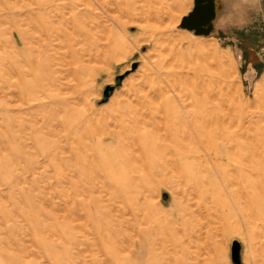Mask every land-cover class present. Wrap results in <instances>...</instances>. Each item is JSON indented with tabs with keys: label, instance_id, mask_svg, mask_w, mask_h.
<instances>
[{
	"label": "rangeland",
	"instance_id": "rangeland-1",
	"mask_svg": "<svg viewBox=\"0 0 264 264\" xmlns=\"http://www.w3.org/2000/svg\"><path fill=\"white\" fill-rule=\"evenodd\" d=\"M232 1L202 37L193 0H0V264H264V0Z\"/></svg>",
	"mask_w": 264,
	"mask_h": 264
},
{
	"label": "bare ground",
	"instance_id": "bare-ground-1",
	"mask_svg": "<svg viewBox=\"0 0 264 264\" xmlns=\"http://www.w3.org/2000/svg\"><path fill=\"white\" fill-rule=\"evenodd\" d=\"M234 2V0L232 1V3ZM156 42V41H155ZM191 47V45L189 46ZM188 47V48H189ZM186 48V49H188ZM178 49V48H177ZM190 49V48H189ZM104 53V52H103ZM182 55V54H181ZM159 67V66H158ZM161 74V73H160ZM168 74V73H167ZM176 75V74H175ZM174 75V76H175ZM197 76V74H196ZM199 77V76H198ZM204 82V81H203ZM164 89H161L159 90L161 93H164L165 91H163ZM152 98V97H151ZM163 98V97H161ZM153 100H156V99H153ZM149 101V100H148ZM151 101V100H150ZM152 102V101H151ZM165 102V101H164ZM135 103V102H134ZM161 103V101H160ZM158 103L157 106L159 105H162L161 107H164L165 104H160ZM131 106V105H130ZM165 109V107H164ZM183 110H185V107L182 108ZM187 112V111H185ZM187 114V113H186ZM185 114V115H186ZM190 114V113H189ZM192 115V114H191ZM182 116V115H181ZM184 116V115H183ZM189 116V115H188ZM185 117V116H184ZM199 117V116H198ZM187 118V117H185ZM181 119V118H180ZM198 119V118H197ZM122 120V119H120ZM182 120V119H181ZM185 120V119H184ZM192 120V119H191ZM195 120V119H194ZM174 121V120H173ZM199 121V120H198ZM197 121V122H198ZM175 123V122H174ZM185 123V122H184ZM183 123V124H184ZM188 123V122H187ZM191 123V122H190ZM118 124V123H117ZM156 124V123H155ZM114 125V124H113ZM116 125V124H115ZM176 125V123H175ZM187 125V124H186ZM193 125V124H192ZM195 125V124H194ZM119 126V125H118ZM152 126V125H150ZM149 127V125H148ZM166 127V126H165ZM190 127V126H189ZM194 127V126H193ZM155 129H158V127L156 128V125L154 127ZM187 128V127H186ZM195 131L199 134L200 133H204L205 132V128H206V121L200 117V121H199V125L198 126H195ZM145 129V128H144ZM169 129V128H168ZM171 129V128H170ZM207 129V128H206ZM159 130V129H158ZM173 130V129H171ZM170 130V131H171ZM191 129H187V130H183V131H176L175 133H173L171 136L167 135V132H165V134H163V137H164V140L162 141H159L157 138V135H152L151 134L149 135V137H147V140L149 141V144H150V149H151V152L149 151V153H147L148 155L146 156H142L143 159H148L149 161H151L153 164H155L160 158L162 159H165V158H168V162L169 163H172L174 165H176L177 161H181L184 163V161L188 160L191 158L189 152L185 149V147L183 145L185 144H189V142L191 141L192 139V134H191ZM157 131V130H156ZM157 133V132H156ZM205 134V133H204ZM211 135V134H210ZM194 136L196 137V135L194 134ZM204 136V135H203ZM117 137L119 136H116L115 134L113 133H109V132H106L104 135H101L100 137V142L101 143H104L105 139H110V140H115V139H118ZM206 137H207V134H206ZM213 137V136H212ZM197 138V137H196ZM203 138V137H202ZM208 138V137H207ZM206 139V138H205ZM204 139V140H205ZM168 140L171 144H173L171 146V148H168L167 146L164 145V142ZM209 140V139H208ZM206 140V141H208ZM193 142V141H192ZM130 143V142H129ZM194 143V142H193ZM197 143V142H196ZM148 144V145H149ZM131 145V144H130ZM153 145V147H152ZM191 145V144H190ZM149 147V146H148ZM141 154V153H140ZM135 157V156H134ZM191 160V159H190ZM195 160V159H194ZM163 162V160H162ZM138 163H140L138 161V159L135 157L133 158L132 154L130 153L129 155H126L125 156V169L127 168L128 172L133 171V170H136V169H139L141 166L138 165ZM134 164V166H133ZM142 164V163H141ZM161 164V163H160ZM164 165V164H163ZM169 166V165H168ZM144 167V166H143ZM176 167V166H175ZM178 167V165H177ZM147 168V167H146ZM146 171V170H145ZM148 174V172L146 173ZM132 177V176H131ZM130 177V178H131ZM133 179V178H131ZM130 180V179H129ZM115 189V188H114ZM123 200V198H122ZM127 209L125 210L124 214L126 215L127 214ZM129 216V215H128ZM125 223L126 220H125ZM126 228V226H125ZM138 236V235H137ZM139 238V237H138ZM140 239V238H139ZM160 242V240H159ZM125 243V242H124ZM162 243V241L160 242ZM129 245V244H128ZM158 246H160V244H157ZM163 245V244H162ZM119 250V249H118ZM123 251V250H121ZM129 252V251H128ZM102 255V254H101Z\"/></svg>",
	"mask_w": 264,
	"mask_h": 264
},
{
	"label": "water",
	"instance_id": "water-1",
	"mask_svg": "<svg viewBox=\"0 0 264 264\" xmlns=\"http://www.w3.org/2000/svg\"><path fill=\"white\" fill-rule=\"evenodd\" d=\"M213 0H193L191 11L180 20V27L192 36H209L213 28ZM238 245L231 243V261L237 264Z\"/></svg>",
	"mask_w": 264,
	"mask_h": 264
}]
</instances>
